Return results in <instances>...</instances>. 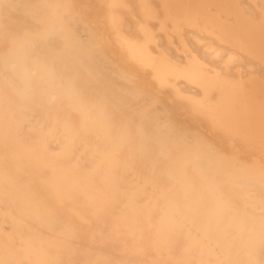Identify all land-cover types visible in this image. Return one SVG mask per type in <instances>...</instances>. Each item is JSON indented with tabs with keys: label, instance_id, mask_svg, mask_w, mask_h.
<instances>
[{
	"label": "bare ground",
	"instance_id": "bare-ground-1",
	"mask_svg": "<svg viewBox=\"0 0 264 264\" xmlns=\"http://www.w3.org/2000/svg\"><path fill=\"white\" fill-rule=\"evenodd\" d=\"M0 264H264V0H0Z\"/></svg>",
	"mask_w": 264,
	"mask_h": 264
}]
</instances>
